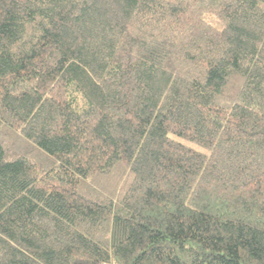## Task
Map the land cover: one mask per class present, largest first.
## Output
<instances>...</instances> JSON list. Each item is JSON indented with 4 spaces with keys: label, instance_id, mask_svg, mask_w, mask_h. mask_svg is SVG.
<instances>
[{
    "label": "trees",
    "instance_id": "trees-1",
    "mask_svg": "<svg viewBox=\"0 0 264 264\" xmlns=\"http://www.w3.org/2000/svg\"><path fill=\"white\" fill-rule=\"evenodd\" d=\"M0 264H264V0H0Z\"/></svg>",
    "mask_w": 264,
    "mask_h": 264
}]
</instances>
